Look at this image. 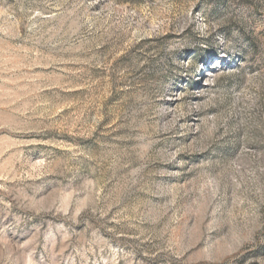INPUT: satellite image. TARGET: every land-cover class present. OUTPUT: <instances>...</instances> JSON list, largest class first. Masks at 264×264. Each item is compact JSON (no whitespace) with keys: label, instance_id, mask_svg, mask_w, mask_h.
Wrapping results in <instances>:
<instances>
[{"label":"rangeland","instance_id":"obj_1","mask_svg":"<svg viewBox=\"0 0 264 264\" xmlns=\"http://www.w3.org/2000/svg\"><path fill=\"white\" fill-rule=\"evenodd\" d=\"M0 264H264V0H0Z\"/></svg>","mask_w":264,"mask_h":264}]
</instances>
